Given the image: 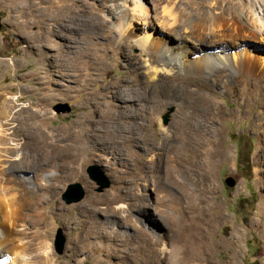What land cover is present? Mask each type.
Wrapping results in <instances>:
<instances>
[{
  "label": "rangeland",
  "instance_id": "obj_1",
  "mask_svg": "<svg viewBox=\"0 0 264 264\" xmlns=\"http://www.w3.org/2000/svg\"><path fill=\"white\" fill-rule=\"evenodd\" d=\"M203 2L141 0L136 4L131 0L126 4L131 10L129 14L144 13L150 24L144 26L135 21L129 29L137 37L147 31L174 37L172 27L180 29L190 20L203 18L209 10H214L228 19L244 20L251 28L264 30V0ZM117 3L121 5L123 0ZM40 14L46 17L48 12L35 11L34 16H23L19 10L0 7V94L9 102L15 101L12 110L31 103L33 108L41 105L47 112L50 128L68 129L94 110L96 99L109 97L108 90L120 85L121 93L135 99L126 105L132 104V110L140 114L131 116L127 110L120 113L122 119L113 125L115 141L109 146L96 139L87 140L88 160L75 176L67 174L70 177L64 178L59 194L45 204L49 212L39 216L44 225L30 231L26 220L18 221V239L22 245L32 242L31 249L20 251L17 264H23L20 262L23 257L29 260L27 264H168L166 256L180 246L179 230L184 225L193 226V230L210 228L211 236L217 239V246L204 264H227L233 255L232 264H264V100L256 93L255 86L244 83L248 78L221 73L218 76L222 81L209 89L203 86L206 79L196 75L180 74L174 79L154 76L145 73L141 47L119 51L116 42L109 44V38L101 36L94 37L95 50L79 51L76 47L85 44V29L77 32L73 30L75 23L68 24L69 34L65 33L75 37L76 43L60 36H48L47 26L38 21ZM99 14L98 17L108 15L105 10ZM118 23L113 19L109 25ZM114 37L116 41L122 39L120 33ZM133 37L129 40H136ZM241 37L248 47L264 52V43L246 34ZM125 54H129L128 58ZM185 82L191 89L209 95L213 104L219 103L222 117L215 125L221 135L219 152L212 158L208 191L204 190L199 176H193L195 183L189 182L181 169L174 178H169L168 148L156 147L166 139L167 146L176 142L174 123L179 106L186 101L182 91ZM262 84L256 82L258 91ZM110 101L115 107L119 105L118 100ZM195 109L191 106L187 112L194 113ZM134 123L148 126L146 140L139 141L135 132L131 134ZM95 126L100 129V125ZM161 127L168 135L161 132ZM129 136H134L136 143L127 142ZM227 148L231 149L230 154ZM240 155L243 160L250 158L251 170L240 164ZM139 165H145L148 171L143 179L136 176ZM90 167L95 168V174L107 178L111 186L99 192L100 186L88 173ZM32 172L24 174L32 176ZM53 172L58 170L54 168ZM227 178L235 180V187L226 185ZM178 180L190 189L189 205L187 197L178 201ZM75 183L82 186L84 198L67 203L64 195L68 186ZM143 203H150L151 209L141 211ZM206 208L212 218L218 217L212 226L207 223ZM148 214L157 221L144 223L151 222ZM234 228L240 230L235 246ZM58 230L64 238L62 253L56 250ZM142 232L147 235L144 237ZM154 254L160 258L159 262L152 261Z\"/></svg>",
  "mask_w": 264,
  "mask_h": 264
},
{
  "label": "bare ground",
  "instance_id": "obj_2",
  "mask_svg": "<svg viewBox=\"0 0 264 264\" xmlns=\"http://www.w3.org/2000/svg\"><path fill=\"white\" fill-rule=\"evenodd\" d=\"M117 1L120 0H0V7L8 6L19 10L23 16H34L35 11H47L46 17L49 19L40 14L38 20L47 26L46 35L60 36L68 42L76 43L75 37L67 35L68 24L75 23L73 30L78 32L85 29V44L77 45L79 51L95 50L93 41L101 36L109 38V44L116 42L119 51L132 46L141 47V61L142 66L146 67L145 73L154 76L174 79L180 74L196 75L206 79L202 81L203 86L209 89L212 84L217 85L222 81L218 76L221 73L228 77L235 74L247 77L244 83L255 86L256 93L264 100V52L248 47L247 43H242L244 38L241 37V34H246L264 43V30L261 27L251 28L244 20L228 19L222 13L209 10L203 18L190 20V25L184 24L180 29L172 27L175 31L174 37L163 32L153 35L149 31L137 37L133 29H129L131 22L140 21L144 26H149L150 23L144 18V13L129 14L131 10L126 4L131 0H123L121 5ZM132 1L141 3V0ZM203 1L200 0V3L204 4ZM108 3L112 4L108 6ZM103 10L108 15L98 17L99 11ZM79 18L83 19L80 21ZM113 19L119 23L110 27ZM118 33L122 36L120 41H116L114 37ZM133 36L136 40H129ZM213 71L217 73L213 74ZM257 81L263 83L260 91L257 90ZM184 84L182 91L186 101L179 106L174 123L176 142L167 146L166 139L160 141L156 147L161 150L168 148L169 178H174L179 172L178 169H181L189 182L195 183L193 176H199L204 190L208 191L212 158L219 152L218 138L221 131L215 127L217 121L222 119L219 103L213 104L209 95L201 93L199 89H191L187 82ZM121 90L120 85H117L115 90H108L110 96L107 98L118 100V106L112 105L106 97H100L95 100L94 110L81 117L72 127L55 130L47 125V112L41 105H37L40 108H33L31 103L13 111L12 103L15 104V101L9 102L4 94H0V264H17L20 251L29 248L32 241H26L25 245H22V241L17 237L18 221L26 220L30 231L44 225L45 221L39 220V216L48 214L49 210L45 204L59 194L64 178L75 176L88 160V141L96 139L98 143L109 146L115 141L113 125L118 119H122L120 113L127 110L131 116L133 114L138 117L140 112L132 110V104L126 105L127 101L133 103L135 99L124 95ZM191 106L197 109L189 114L187 109ZM91 116L94 117L89 119ZM96 124L100 125V129H95ZM147 128L145 124L134 123L131 134L135 132L139 141L146 140ZM161 132L168 135L164 127H161ZM135 140L134 136H129L127 142L136 143ZM226 151L231 153L230 148ZM54 168L58 170L59 175L58 172H53ZM145 168V165L136 166V176L142 179L146 177L148 171ZM26 172H32V176L25 175ZM14 173L23 175L16 177ZM177 184L180 186L178 201L187 197L188 205L191 204L188 185L179 180ZM140 208L146 212L151 209V205L143 203ZM209 208L213 207L209 205ZM205 212L207 223L212 226L218 217L213 215L212 218L207 208ZM147 217L151 222H144L146 224L157 221L156 217L155 221L150 214ZM193 229V226L184 225L179 230L180 246L168 253V264L207 262L217 246V239L211 236L210 228ZM239 231L237 228L233 230L234 246L238 244ZM142 234L144 237L147 235L143 232ZM235 251L236 249L233 250ZM178 254L184 256L178 258ZM45 255L48 257L47 252ZM154 255L151 256L152 261L159 262L160 258ZM22 259L20 262L23 264L29 261L25 257ZM234 259L235 255L227 264H232Z\"/></svg>",
  "mask_w": 264,
  "mask_h": 264
},
{
  "label": "water",
  "instance_id": "obj_3",
  "mask_svg": "<svg viewBox=\"0 0 264 264\" xmlns=\"http://www.w3.org/2000/svg\"><path fill=\"white\" fill-rule=\"evenodd\" d=\"M0 29H1V24H0ZM167 119V117H166ZM166 121V120H165ZM95 168L90 167L88 170V173L90 177L97 182V184L100 186L98 191L102 192L104 189L109 188L111 186V182L103 177V175L95 174ZM226 185L228 187H235L236 182L233 178H227L225 181ZM85 192L82 188V186L79 183L71 184L67 188V192L64 195V199L67 203H75L79 202L84 198ZM63 235L62 231L58 230L56 234V250L58 253H62L63 251Z\"/></svg>",
  "mask_w": 264,
  "mask_h": 264
},
{
  "label": "trees",
  "instance_id": "obj_4",
  "mask_svg": "<svg viewBox=\"0 0 264 264\" xmlns=\"http://www.w3.org/2000/svg\"><path fill=\"white\" fill-rule=\"evenodd\" d=\"M240 164H242L243 166H247L249 168V170H251V162H250V158L248 157L246 160H243V156L240 155Z\"/></svg>",
  "mask_w": 264,
  "mask_h": 264
}]
</instances>
